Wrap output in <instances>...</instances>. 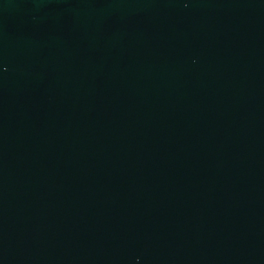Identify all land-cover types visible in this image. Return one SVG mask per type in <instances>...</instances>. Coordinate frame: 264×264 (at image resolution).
<instances>
[{
  "label": "water",
  "instance_id": "95a60500",
  "mask_svg": "<svg viewBox=\"0 0 264 264\" xmlns=\"http://www.w3.org/2000/svg\"><path fill=\"white\" fill-rule=\"evenodd\" d=\"M0 264H264V0H0Z\"/></svg>",
  "mask_w": 264,
  "mask_h": 264
}]
</instances>
